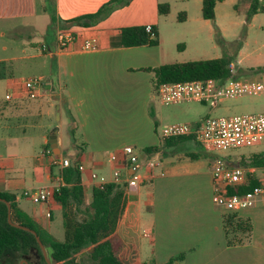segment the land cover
I'll use <instances>...</instances> for the list:
<instances>
[{
  "label": "crops",
  "instance_id": "obj_1",
  "mask_svg": "<svg viewBox=\"0 0 264 264\" xmlns=\"http://www.w3.org/2000/svg\"><path fill=\"white\" fill-rule=\"evenodd\" d=\"M108 1L0 0V25L7 24L5 28L0 26V37L8 35L7 30L19 33L29 29L27 40L18 45L22 52L37 51L28 59L49 58L44 62L49 72L34 75L46 78L42 96L32 99L16 93L11 101L5 99L0 105V189L13 193L17 205L51 232L53 212L42 205L50 206L58 201L51 197L40 206L25 193L57 183L62 167L52 164L53 157L69 160L78 157L85 165L82 185L85 202L89 204L94 189L91 171L111 176L118 164L111 163L109 155L133 145L142 151L139 153L145 163V181L137 190L127 191L124 187V207L115 234L121 237L125 249L127 245L132 246L142 256L147 248L154 264H165L182 253H185L184 260L173 264H264V200L234 212L249 219L253 230L245 243L228 245L223 216L233 213L214 204V160L210 161L199 150L186 149L188 143L199 144L191 136L164 139L160 135L161 128L170 123L197 124L210 116L217 105L187 101L167 105L170 108L167 114L155 115L151 106L156 96L152 85L154 69L169 62L163 60L160 42L150 46L122 45L121 28L156 24V15L134 23L118 18L119 12H112L89 27L72 25L69 29L78 40L61 51L56 50V31L53 36L47 35L51 23L50 2L59 28L66 20L96 12ZM246 2L250 11L254 0ZM149 3L157 12L162 2ZM257 14L258 11L252 18ZM184 18L188 21V17ZM214 20H217L216 13ZM194 21L191 32L195 37L206 34L210 39L218 32H225L224 27L217 23L216 27L213 20L203 15ZM37 34L43 39L38 45L32 39ZM88 38L97 40L96 48L81 49L83 40ZM45 45L56 51H46ZM0 48V53H5L12 46L2 43ZM18 58L0 56V78L9 80L6 92L10 88L17 91L14 81L22 78L13 75L8 66ZM239 62L232 59L231 63L237 71H242ZM56 115L60 122L51 123L52 116ZM55 127H58L56 131ZM53 133L57 134V150L51 144ZM149 147L156 150L147 151ZM260 152L264 149L238 158L248 161ZM151 159L158 161L154 168L147 166ZM243 167L252 171L253 182H264V166ZM144 231H149L151 236H143ZM146 238L150 240L148 243Z\"/></svg>",
  "mask_w": 264,
  "mask_h": 264
},
{
  "label": "trees",
  "instance_id": "obj_2",
  "mask_svg": "<svg viewBox=\"0 0 264 264\" xmlns=\"http://www.w3.org/2000/svg\"><path fill=\"white\" fill-rule=\"evenodd\" d=\"M51 1V0H50ZM218 0H203L202 15L206 19H215V7ZM131 0H110L103 4L96 12L83 14L66 20L64 23L69 29L72 25L89 27L106 19L118 6H126ZM51 23L49 30L54 31L57 20L52 11L50 2ZM160 14L170 12L169 3H160ZM258 11V2L254 0L250 8V15ZM184 15V14H183ZM148 24L129 25L121 28V42L124 46L158 45L160 42L157 24H151L152 31L147 30ZM232 58L225 54L222 57L193 60L186 62L166 63L154 69L152 85L157 95V88L162 82L203 79L208 77H229ZM153 115V113H152ZM73 119V117H72ZM52 154V149L49 147ZM156 147H149L147 151H155ZM70 165L59 170L64 184L55 199L62 206L65 239L58 240L49 230L44 228L31 215L23 211L15 201V195L7 190L0 189V198L11 202L12 220L15 223L34 229L41 238L53 263L78 264L76 254L93 248L90 257L98 264H127L121 258L124 242L115 234L118 220L124 207V186L109 184L105 189L94 188L89 204H85V193L82 185V172L79 170V158L70 160ZM246 166H264V152L253 154ZM251 181L239 190L246 191L255 185ZM85 207L81 209L83 206ZM83 212L84 218L77 219L76 212ZM228 245L245 243L251 236L253 224L249 219L239 217L236 213L223 216ZM8 251L18 253L23 258L38 255L43 264H48L36 235L30 231L18 228L9 223L8 206L0 200V264H7L4 256ZM185 253L171 258L165 264H173L176 260H184ZM25 264L31 263L27 260Z\"/></svg>",
  "mask_w": 264,
  "mask_h": 264
},
{
  "label": "rangeland",
  "instance_id": "obj_3",
  "mask_svg": "<svg viewBox=\"0 0 264 264\" xmlns=\"http://www.w3.org/2000/svg\"><path fill=\"white\" fill-rule=\"evenodd\" d=\"M40 1L43 2V0ZM51 2L53 3L54 0H51ZM149 2H156V0H131L128 5L118 6L113 12H119L118 18L128 19V21L134 23H141L156 15V24L159 28L161 44L160 50L163 53L164 61H168L169 63L186 62L216 58L227 54L232 59H235L236 62L239 60L238 64L243 67L242 71H235L236 76L245 78L254 77L258 75L254 71L264 69V6L261 2L258 3V14L256 17L254 16L255 18H252L253 15L249 13L248 2L246 0H218L215 11L217 20H213L212 24L216 26L217 23L221 27H224L225 32L223 34L218 32V34L216 33L210 39L206 34H203V37H195L191 32V27L195 25V18L202 15L203 0H159L162 3H169L170 12L168 14H160L159 11H154ZM185 16L188 17V21L186 22L184 21ZM0 26L5 28L7 24ZM66 28L67 25L65 23H62L59 28L55 27L56 39L58 31L65 30ZM57 29L59 30L57 31ZM7 31L8 35L3 38L0 37V45L7 43L12 48L5 53H0V56L19 57L17 60L11 61V65H8L10 66L9 71H12L13 75L31 77L49 72V70H45L46 65L44 64L49 58L38 57L28 59L31 53H36L37 51L32 52L28 50L22 52L21 47L18 46L20 42H23L22 40H27L26 37L30 32L29 29L19 30V33ZM53 33L51 30L47 35L53 36ZM14 34L17 38L13 36ZM32 39L37 45L43 40L38 34L34 35ZM24 62L25 64H23ZM4 64V67H7V62ZM8 81L7 78H0V105L5 102ZM152 99L151 106L157 117L159 112L168 113L169 106L164 105L158 95ZM261 112H264V95H244L237 98L218 100L217 109L210 116H232ZM70 121L73 124L71 119ZM58 122L60 121L57 120V115L52 116L51 123L57 124ZM188 144L189 148L186 149H189L191 152L199 150L210 161L215 160L218 156H224L229 163L239 166H243V162L245 161V159L238 158L239 156H246L264 149V140L259 143L243 145L226 151L207 149L195 143ZM36 204L41 206L42 202L37 201ZM85 204L87 205L88 203L86 202ZM42 206H45L46 209H52L53 221L51 223V233L58 240H64L65 228L63 226L61 206L58 203H52L50 206L43 204ZM84 207L85 205L81 209ZM216 207L219 208L218 206ZM84 216L83 212H76L77 219L81 220ZM149 241V238H146V242L148 243ZM126 248L121 251V258L125 263L141 264L144 262L145 264H154L151 260V251L147 248L144 249L142 256L134 251L132 246L127 245ZM92 249L91 247L76 254V262L78 264H98L90 257ZM47 254L51 264H62L52 262L48 249ZM25 259L13 251H8L4 256L7 264H25ZM29 260L31 263L43 264L38 255L30 257Z\"/></svg>",
  "mask_w": 264,
  "mask_h": 264
},
{
  "label": "built area",
  "instance_id": "obj_4",
  "mask_svg": "<svg viewBox=\"0 0 264 264\" xmlns=\"http://www.w3.org/2000/svg\"><path fill=\"white\" fill-rule=\"evenodd\" d=\"M264 6V0H259ZM147 30L152 31L151 24ZM56 50L68 49L78 40V36L70 29L60 30L57 33ZM97 40L88 38L83 40L81 49L91 50L96 48ZM45 50L54 52L51 47L45 45ZM55 50V51H56ZM231 75L229 77H208L203 79H191L182 81L162 82L157 88V95L164 105L178 104L187 101H196L204 104L217 105L221 99L237 98L244 95H264V69L254 71V77H239L235 75L236 67L230 64ZM46 78L43 76L22 77L14 81L17 86L10 88L5 99L11 101L16 93L29 98H38L44 94ZM160 135L164 139L182 136H191L204 148L217 151H226L243 145L259 143L264 140V112L238 114L232 116H207L197 124L174 122L164 125ZM109 161L118 164L112 170L111 176L92 170L90 173L93 187L105 189L109 184H117L125 187L127 191L137 190L145 181L142 161L139 151L133 145H126L117 152L109 155ZM68 158L60 159L56 156L52 164L62 168L70 165ZM120 164V166H119ZM158 161L151 159L147 166L154 168ZM78 168L83 172L86 167L80 163ZM212 173L215 181L213 201L216 206L229 212H238L242 209L255 206L264 200V182L253 185L246 191L239 190L247 186L254 178L248 168L232 165L224 158L218 156L213 162ZM64 184L60 175L53 186H45L28 191L25 195L35 201L45 202L54 197ZM143 236L150 237L149 231H144ZM141 264H145L142 262Z\"/></svg>",
  "mask_w": 264,
  "mask_h": 264
},
{
  "label": "water",
  "instance_id": "obj_5",
  "mask_svg": "<svg viewBox=\"0 0 264 264\" xmlns=\"http://www.w3.org/2000/svg\"><path fill=\"white\" fill-rule=\"evenodd\" d=\"M58 108H59V106H58ZM58 117H59V111H58ZM57 129H58V127H55V128H54V131H56ZM50 138H51V144H52V147H53L55 150H57V134H56V133H53V134L50 136ZM0 200L6 202V204H7V206H8V220H9V223L12 224V225H14V226H16V227H18V228H21V229H24V230L30 231V232H32L33 234H35V235H36V238H37V241H38V243H39V245H40V247H41V249H42V251H43V254H44V256H45V258H46V260H47V263H48V264H51V263H50V260H49V258H48L47 249H46L45 245L43 244L41 238L38 236L37 232H36L34 229L30 228V227H27V226H24V225H22V224H19V223H15V222H13V220H12V205H11V202L8 201V200H6V199H4V198H0ZM92 250H93V249H92ZM25 262H26V261H25Z\"/></svg>",
  "mask_w": 264,
  "mask_h": 264
},
{
  "label": "flooded vegetation",
  "instance_id": "obj_6",
  "mask_svg": "<svg viewBox=\"0 0 264 264\" xmlns=\"http://www.w3.org/2000/svg\"><path fill=\"white\" fill-rule=\"evenodd\" d=\"M27 260H29L28 258L25 259L26 263H27Z\"/></svg>",
  "mask_w": 264,
  "mask_h": 264
}]
</instances>
